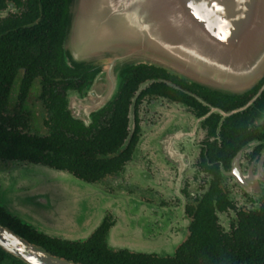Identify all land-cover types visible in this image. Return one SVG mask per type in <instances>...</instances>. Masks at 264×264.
<instances>
[{
  "label": "flooded vegetation",
  "instance_id": "1",
  "mask_svg": "<svg viewBox=\"0 0 264 264\" xmlns=\"http://www.w3.org/2000/svg\"><path fill=\"white\" fill-rule=\"evenodd\" d=\"M52 2L0 0V38L51 21ZM77 82L69 75L32 81L38 87L34 92L38 132L31 130V113L23 107L31 88L22 105L15 106L27 118L22 122L25 127L16 130L37 143L45 138L56 142L52 147L58 151L16 165L41 169L36 181L73 178L109 195L99 224L106 226L104 243L114 229V237H128L140 246L154 242L166 250L173 248V253H142L138 245L109 250L171 257L184 242H197L200 232L213 242L233 239L240 224L264 210V77L251 90L229 97L161 69L140 66L106 108L88 124L73 127L55 117L54 107L58 99L80 90L68 87ZM12 94L18 101L19 91ZM17 111L12 108L5 117L16 118ZM12 163L3 164V169ZM119 239L111 244L119 246Z\"/></svg>",
  "mask_w": 264,
  "mask_h": 264
},
{
  "label": "water",
  "instance_id": "2",
  "mask_svg": "<svg viewBox=\"0 0 264 264\" xmlns=\"http://www.w3.org/2000/svg\"><path fill=\"white\" fill-rule=\"evenodd\" d=\"M59 47L64 69L90 72L84 88L65 98L67 114L78 123L88 124L106 108L136 66L161 69L200 89L234 97L264 77V0H66ZM17 167L13 162L0 176V207L10 217L38 234L69 242H83L99 227L100 219L93 222L96 200H109V195L83 184L82 192H68L59 205L41 183L7 194L4 188L13 186ZM88 212L91 218L78 223L80 214ZM113 235L110 229L108 249H116L109 243ZM0 251L21 264H74L1 226ZM172 253L168 248L164 255Z\"/></svg>",
  "mask_w": 264,
  "mask_h": 264
},
{
  "label": "trees",
  "instance_id": "3",
  "mask_svg": "<svg viewBox=\"0 0 264 264\" xmlns=\"http://www.w3.org/2000/svg\"><path fill=\"white\" fill-rule=\"evenodd\" d=\"M52 1L54 12L51 14V21L30 30L10 32V35L0 38V166L8 162L31 163L43 152L58 151L52 147V144H57L56 142L45 138L37 143L33 137L16 130L18 126L25 127L22 122H26L27 118L25 115L22 117L20 114L22 110L15 106L22 105L23 98L35 78H41L46 82L49 78L56 80L66 75L76 77L80 80L77 82L78 85L68 87H76L80 89L77 92H80L90 77L89 70L72 72L61 65L59 46L66 14V0ZM137 67L140 66L129 70L118 91ZM21 70L23 74H20ZM14 85H19L16 91H12ZM17 91L18 101H15L12 93ZM117 95L118 92L116 97ZM58 100L59 104L54 107L55 117L62 121L68 120L73 127L78 126L79 123L73 121L67 114L65 100ZM12 108L14 111L18 110V116L5 117ZM119 118L121 123L118 127L121 134V128L124 127L123 115ZM0 226L22 237L46 254L74 264H264V210L249 222L240 224L234 238L229 241L213 242L200 232L197 242L192 239L184 242L173 256L165 258L135 256L126 251L114 252L107 249L103 241L105 225L100 226L83 242L61 241L38 234L32 228L10 217L0 207ZM0 264L21 263L0 251Z\"/></svg>",
  "mask_w": 264,
  "mask_h": 264
},
{
  "label": "rangeland",
  "instance_id": "4",
  "mask_svg": "<svg viewBox=\"0 0 264 264\" xmlns=\"http://www.w3.org/2000/svg\"><path fill=\"white\" fill-rule=\"evenodd\" d=\"M34 92H38V87H37L36 83L32 85L31 91H30L23 107L26 111L31 113V116H30L31 130L38 132V130L36 128V126H37L36 119H35L36 117L34 116V114L37 112L35 102H34V99L36 97ZM32 94H34L33 97L31 96ZM11 166H12V164H11ZM4 167L5 166H3V165L0 166V176L1 177H3L5 174L3 172H8L10 169V167L7 169H3ZM21 167H23V166H18L15 170L17 173H15L13 175V177H14L13 181H12L13 186L4 188L7 194H10L12 192V190H10V189H14V190L27 189V190H29L30 188L33 189L35 187H41V185L39 183H41L42 185L46 184V187L49 186V188H48L49 191L52 192L51 194L56 198V202H58V204L60 205L61 204L60 200H64V198L68 196V192H71V191L82 192L83 187H85V186H83L82 183L77 182L73 178H69V179L54 178L53 180L48 181V183H52V186H50L45 180L40 178L41 181H39V180L36 181V179L34 178L35 175H37V174L40 175L43 173V171H41V169H39L38 167L33 166V165H29V167H31V168L28 170H23V169H21ZM1 169H3V170H1ZM49 177H50V175H49ZM20 187H22V188H20ZM104 198H105L104 196L98 197V199H99V201H97V211L98 212L94 213L93 222L100 219V216L102 213L99 211V208L102 207L103 204L105 203V200H103ZM85 213L83 215L80 214L79 219H78V223H80L82 221L81 223L84 225L86 223V218L88 216L91 218V213L88 212L87 213L88 215H86ZM95 214H97V215H95ZM23 218H25V217H23ZM71 235L75 236L74 239L80 238V235H75V234H71ZM114 236H116L115 231H114ZM114 236L109 238V241H110L109 243L111 246H112V244H111L112 239L117 240L118 237H120V239L118 240V241H120L119 242L120 245L118 247L126 246V248H128V250L132 249L131 248L132 245L140 246V243H141V242H130L128 237L125 238V240H122V236H117V237H114ZM124 243L127 245H123ZM112 247H113L112 249H115L114 246H112ZM116 249H118L117 245H116ZM139 249H140L139 251H141L142 253H145V252L156 253L158 255H164L165 253L168 252V250L164 249L162 246H160L154 242H152L151 244L147 243V246L146 245L140 246Z\"/></svg>",
  "mask_w": 264,
  "mask_h": 264
}]
</instances>
